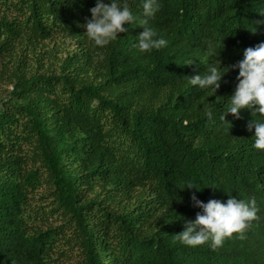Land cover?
<instances>
[{
	"label": "trees",
	"instance_id": "obj_1",
	"mask_svg": "<svg viewBox=\"0 0 264 264\" xmlns=\"http://www.w3.org/2000/svg\"><path fill=\"white\" fill-rule=\"evenodd\" d=\"M95 2L0 0V264H264L258 117L202 115L219 114L238 69L207 101L185 86L264 41V0H159L148 23L167 43L151 53L132 46L138 22L103 48L87 40ZM192 192L253 199L255 219L216 249L185 246Z\"/></svg>",
	"mask_w": 264,
	"mask_h": 264
},
{
	"label": "clouds",
	"instance_id": "obj_2",
	"mask_svg": "<svg viewBox=\"0 0 264 264\" xmlns=\"http://www.w3.org/2000/svg\"><path fill=\"white\" fill-rule=\"evenodd\" d=\"M160 7L159 0H141L140 12L137 14L129 6L128 0H107V2L96 0L95 5L88 10L90 18L79 26L83 27V34L87 40L94 46L103 48L116 40L119 33L127 31L125 25L138 22L143 30L137 34L132 46L141 53H151L152 50H158L167 43L148 23ZM259 13L264 16V7H261ZM207 51L214 58L219 57L220 51L217 55L211 43L207 45ZM190 63H192L191 59L185 64ZM230 69H238L237 82L232 94L226 97L225 102H219L223 105L219 114L214 108H208L202 115L207 121H211L213 115H218L223 122L227 121L225 116L228 114L238 117L241 109H250L253 117H258L248 126L249 129L254 128L251 146L254 149L264 150V41L255 46L245 47L242 59L230 66H221L220 60L217 64L213 59L202 74L199 72L185 76V86L199 88L205 93L203 99L206 100L208 96L216 93L222 77ZM218 98L220 96L216 97L217 103ZM185 187L196 191L201 189L190 181L185 182L182 188ZM190 200L192 206L200 211L196 212L193 220H186L183 230L175 234L176 239L185 246L195 247L209 242L208 246L216 249L233 233L242 235L256 216L253 199L246 202L244 199L229 195L224 202L219 199L203 202L197 198L195 192H192Z\"/></svg>",
	"mask_w": 264,
	"mask_h": 264
}]
</instances>
